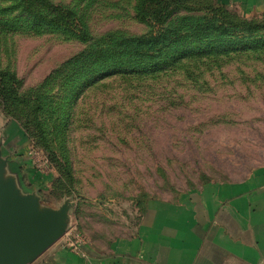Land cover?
<instances>
[{"label": "rangeland", "instance_id": "rangeland-1", "mask_svg": "<svg viewBox=\"0 0 264 264\" xmlns=\"http://www.w3.org/2000/svg\"><path fill=\"white\" fill-rule=\"evenodd\" d=\"M51 1L73 9L91 39L41 26L16 1L0 0V70L20 81L16 97L0 90V165L43 208L68 209L61 242L108 246L135 233L151 200L176 201L264 167V14L191 0L195 10L180 16L216 9L213 21L229 30L205 64L101 76L91 68L106 33L151 29L135 18L137 0Z\"/></svg>", "mask_w": 264, "mask_h": 264}, {"label": "crops", "instance_id": "crops-1", "mask_svg": "<svg viewBox=\"0 0 264 264\" xmlns=\"http://www.w3.org/2000/svg\"><path fill=\"white\" fill-rule=\"evenodd\" d=\"M221 1L264 14V0ZM61 241L31 264H264V167L151 200L135 233L108 246Z\"/></svg>", "mask_w": 264, "mask_h": 264}, {"label": "trees", "instance_id": "trees-1", "mask_svg": "<svg viewBox=\"0 0 264 264\" xmlns=\"http://www.w3.org/2000/svg\"><path fill=\"white\" fill-rule=\"evenodd\" d=\"M14 1L21 12H25L34 22L42 23L41 26L48 25L83 42L90 41L86 23L73 9L54 5L51 0ZM43 8H47V11H43ZM134 10L135 18L139 22L150 24L151 29L134 37L120 35L117 31L106 33L105 41L101 42V62H95L101 64L98 68H91L97 69L94 75L125 73L140 75L142 78L162 76L182 69L180 66L191 59L200 66L205 64L201 58L210 55L207 52L222 47L214 44L216 40L223 42L220 34L225 35L229 31L219 19L216 23L213 21L214 16L220 15V11L216 9L212 10L211 17L208 14L199 16L190 13L180 16L185 10H195L191 0H137ZM190 16L197 20L188 26L185 22ZM220 18L222 21L224 16ZM80 54L70 61L80 59ZM19 84L20 81L9 71L0 70V90L7 93L5 99L10 95H18Z\"/></svg>", "mask_w": 264, "mask_h": 264}, {"label": "water", "instance_id": "water-1", "mask_svg": "<svg viewBox=\"0 0 264 264\" xmlns=\"http://www.w3.org/2000/svg\"><path fill=\"white\" fill-rule=\"evenodd\" d=\"M4 177L0 165V264H31L65 234L68 209L43 208Z\"/></svg>", "mask_w": 264, "mask_h": 264}]
</instances>
